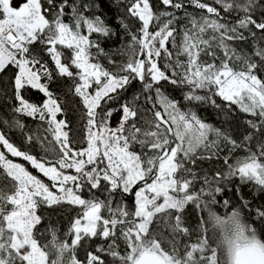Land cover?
Instances as JSON below:
<instances>
[{"label":"snow or ice","instance_id":"1","mask_svg":"<svg viewBox=\"0 0 264 264\" xmlns=\"http://www.w3.org/2000/svg\"><path fill=\"white\" fill-rule=\"evenodd\" d=\"M14 2L0 0V74L14 69L9 80L13 116L0 123L23 133L24 142L39 145L45 155L19 149L0 130L5 150L0 151V264H264V208L252 210L233 183H251L264 193V0H189L202 13H185L188 26L182 29L176 27L182 0H160L175 12H156L150 0H128L126 13L140 27L130 31L133 56L118 73L105 69L92 52H103L93 34L111 33L99 15H86L92 4ZM249 36L256 40L251 52H238L229 43ZM37 44L48 61L33 51ZM65 77L83 106L79 140L73 138L63 102L50 90ZM133 81L140 82V92L118 109L109 107ZM164 83L180 89L188 104L229 115L236 106L248 117L242 138L202 121L190 107L182 109L164 92ZM30 90L43 94L42 103L26 98ZM217 98L226 103L218 104ZM142 110L151 118L144 119ZM115 111L122 115L113 128ZM24 118L36 122L35 132L26 131ZM142 119L144 127L138 126ZM221 140L232 146L230 151L243 149L247 155L233 163L226 157L225 172L198 177L187 165L216 156ZM201 148L207 157L197 155ZM233 188L238 204L217 199ZM128 195L134 197L131 209L124 201ZM190 204L207 213L195 230L185 226L183 216ZM213 206L227 211L218 214ZM65 212L73 214L60 240L52 217ZM118 239L125 245L123 254Z\"/></svg>","mask_w":264,"mask_h":264},{"label":"trees","instance_id":"2","mask_svg":"<svg viewBox=\"0 0 264 264\" xmlns=\"http://www.w3.org/2000/svg\"><path fill=\"white\" fill-rule=\"evenodd\" d=\"M21 0H15L13 6H17ZM59 2V0H58ZM85 2L90 3L93 5L91 10L86 13V15H99L102 20L105 22L107 26L111 28V33L108 37L98 36V34H93V39L99 40V45L103 49L102 53H97L96 49H92V52L97 57V61L108 71L111 72H119L120 66L126 64L130 58L133 56V48L130 46L132 44L131 41V32H137L140 27L139 22L135 18H131L127 15L125 5L127 4L128 0H85ZM151 4L153 5V9L156 12L162 11H176L174 9H165V7L160 3V0H150ZM184 4V8L179 10L177 15V22L176 27L178 29H182L185 26H188V19L185 17V13L190 14L191 16H197L202 13V10L193 7L189 0H182ZM205 3H212V0H203ZM45 6L46 0H45ZM229 23L234 22V16H227L225 17ZM127 24L128 27L125 28L124 25ZM208 35H211L209 33ZM247 35V33H246ZM181 34H177V40L179 41ZM205 38H208L207 36ZM259 39V34L257 36ZM232 47H234L238 52L243 51L245 53L251 52L253 45L256 44V40L252 37H248V39L243 41H231L229 42ZM261 46H264V42H262ZM217 54L223 59V54L220 52L219 49H215ZM33 51L38 52L43 60L48 61L49 58L46 54L40 51V46L34 45ZM175 51V50H173ZM181 60H184L185 57L181 56ZM210 57L201 56L202 61L210 62ZM112 61V62H110ZM161 65L164 63V60L161 59ZM219 63V60L217 61ZM50 62V67H51ZM234 68L239 70V65L233 63L232 65ZM14 69L7 71L6 73L0 74V121L3 120H11L13 113L11 111L12 101L11 97V88L9 84L10 77L12 76ZM264 76V73H262ZM73 89V81L69 78H57L52 84H50V90L55 93V95L63 102L62 107L66 113V119L68 120L70 127L72 128L73 138L74 139H81L84 136V120L82 119L84 112L83 106L81 104L80 98L74 96L72 93ZM141 90V84L139 81H133L126 90L120 93V100L108 105L109 107L119 108L121 103L126 101H131L133 97L139 93ZM164 92L169 95L170 98L180 101V106L182 109L191 108L197 116L204 122L213 125L216 128H220L224 131H227L234 139H241L242 135L245 132V125L244 120L248 117L246 114L241 113L238 111L236 106H233L232 112L229 113L223 109H216L210 107L206 104H188L187 102L183 101L182 99V92L180 89L174 88L173 86L164 83L163 87ZM26 98H28L31 102L34 103H42L44 96L42 93H39L37 90H30L26 94ZM137 104L141 103L139 101L136 102ZM218 104H225L226 102L217 98ZM122 112L115 111L113 116L111 117L110 124L111 127L115 128L120 122ZM141 115L144 119L151 118L150 114L145 116L143 110L141 111ZM62 118L58 116V119ZM24 122L28 125L26 131L27 132H35L36 131V122L32 121L30 118H24ZM138 126L144 127L143 119L141 120ZM0 130L5 131L7 134L8 139L11 143L17 146L19 149L23 151H28L33 155H36L38 158L45 155L43 150L39 147V145L33 143L31 145L26 144L24 142V134L18 130H9L5 127L4 124L0 123ZM49 139L51 137L49 136ZM210 139H215L214 136H210ZM83 145L77 144V147H82ZM231 145L228 144L226 141L221 140L219 143V150L217 155L211 159L201 158L196 161V164L187 165L188 167H192L193 170L197 173L198 177H204L207 175L209 178L215 176L216 172H225L227 170V165H225L224 160L226 157L229 158V163H233L237 157H243L247 155V152L243 149H236L235 151H230ZM50 155H55V153L51 152V146H49ZM197 155L201 157H207L209 155L208 152L204 151L202 148L198 149ZM9 159L13 160L14 162L23 163L25 166L29 168L34 174L39 175L35 169H32L31 166L24 163L23 160L19 158H15L12 156H8ZM195 158V157H194ZM2 171V170H0ZM201 180L197 181L196 188L198 189L201 184ZM233 183L238 184L239 194L243 196V198L249 202L250 207L252 210L257 208H264V193H260L256 190V188L251 184H239L238 180L233 181ZM4 181L0 179V187H2ZM135 191V189L133 190ZM87 197L88 193L85 192L83 194ZM224 198H228L232 201L233 205L239 203L237 199V189L233 188L231 191L225 190L222 196H218V200H222ZM124 201L127 203L128 207L131 209L133 208L134 197L132 195H128L124 197ZM67 207V206H65ZM213 210L217 211L218 214H225L227 210L220 208L219 206H213ZM73 213L65 212L61 216H53L52 219L57 221V226L59 227V239L64 240L65 235L64 233L67 231V221L68 216ZM185 226L189 227L190 229H197L199 224V217L200 216H207V213H201L193 205H188L185 208L183 213ZM163 222L161 221V224ZM206 228H211L210 224L205 225ZM153 228L158 232L162 233L164 237H167L168 233L164 231L162 227H157L155 224ZM119 235V233H117ZM186 239V238H185ZM95 243V242H93ZM117 243L120 245L119 251L123 254L125 251V245L122 240H117ZM168 247L167 243L164 245ZM78 255L83 258L84 252L80 251ZM111 257H108V260H111Z\"/></svg>","mask_w":264,"mask_h":264},{"label":"rangeland","instance_id":"3","mask_svg":"<svg viewBox=\"0 0 264 264\" xmlns=\"http://www.w3.org/2000/svg\"><path fill=\"white\" fill-rule=\"evenodd\" d=\"M150 30H152L151 28H150ZM0 151H5L3 148H2V146H0ZM8 156H11L10 154H8ZM15 158H17V157H15ZM20 159V158H19ZM24 163H26L27 164V162L26 161H23ZM30 166V165H29ZM36 171V170H35ZM39 174V173H38Z\"/></svg>","mask_w":264,"mask_h":264}]
</instances>
